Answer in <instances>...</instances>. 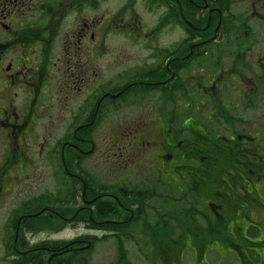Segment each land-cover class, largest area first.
<instances>
[{
    "label": "flooded vegetation",
    "instance_id": "1",
    "mask_svg": "<svg viewBox=\"0 0 264 264\" xmlns=\"http://www.w3.org/2000/svg\"><path fill=\"white\" fill-rule=\"evenodd\" d=\"M171 194L191 208L179 264H264V0H0L2 261L99 207L162 242Z\"/></svg>",
    "mask_w": 264,
    "mask_h": 264
},
{
    "label": "trees",
    "instance_id": "2",
    "mask_svg": "<svg viewBox=\"0 0 264 264\" xmlns=\"http://www.w3.org/2000/svg\"><path fill=\"white\" fill-rule=\"evenodd\" d=\"M91 186V185H90ZM95 190V188H94ZM89 194H91L92 189L88 188ZM94 194H99V192H94ZM126 200H128L126 198ZM169 201L171 202V199L169 198ZM155 202L153 200V203H151V206H153L155 210ZM190 204H187L185 208L181 209L182 212L176 216L172 215L173 222H168L167 225L165 226L166 230V236L167 240L164 241V246L168 249L169 252V259L171 260L174 257V252L176 251L175 247L172 244H178L179 242L177 241L178 239H175V236L178 232L177 229L179 225V221H185L186 216L191 215V208L189 207ZM57 210H61L58 208ZM169 212L170 208H168ZM112 208H107V207H99L96 209V212L93 213L94 215L91 218V215H89V223L90 225L88 228L90 229H95V230H103L104 231V236L102 238L98 237H92L88 236L87 238H79L77 240H74L72 242H45L41 243L39 245L40 250L38 251H30L26 252L21 256L19 259L20 261L15 262L13 264H33L34 259H38L39 264H50L49 260H51V264H91L89 263V258H90V253L92 250L96 247V244L101 242V241H108L109 239H113L115 242H119L121 244V259L118 264H133L130 261V258L128 256V251L125 249V242L130 241L131 237L128 235V224H124L120 227H118L115 224L112 223H105L104 225H95L92 223V219H97V217H101L104 219H107L110 214H111ZM185 216H184V215ZM171 217V214H170ZM184 217L185 219H182ZM179 221H178V220ZM181 225V224H180ZM161 229V222H158L154 227L153 231L159 232ZM133 231V230H132ZM84 239H87V243L84 242ZM134 241V240H133ZM155 242V245L158 243V241L153 240ZM136 244L138 246L141 245V241L135 240ZM19 245L23 248H29V244L27 240L23 242H19ZM84 245H87V248L83 250H72L71 252H65L61 255L56 254L55 256L50 257V253L46 252L44 248H48L54 251L58 252H63L67 249H73V248H80ZM146 255V254H145ZM146 257H148L146 255Z\"/></svg>",
    "mask_w": 264,
    "mask_h": 264
},
{
    "label": "rangeland",
    "instance_id": "3",
    "mask_svg": "<svg viewBox=\"0 0 264 264\" xmlns=\"http://www.w3.org/2000/svg\"><path fill=\"white\" fill-rule=\"evenodd\" d=\"M112 162H105L104 166H98L96 165V161L90 164V170L94 174V176L101 181H104L106 184L112 185L113 181H115L113 170H112ZM121 178L122 183L123 182H134V176L135 173L131 169L125 171H121ZM144 178V176L142 177ZM173 197H171V201L174 203H169L168 208H173V213H175L174 210H180L183 206V208L186 206L184 205L185 202L180 201L177 202L178 197L176 194H171ZM177 202V203H176ZM156 206V204L154 205ZM167 214L166 212H163ZM172 214L171 212H168V215ZM154 220V219H153ZM169 221H173L171 218L168 219ZM81 234L86 235L89 234L92 237H98L102 238L103 233L101 232H94L92 230L86 231L83 226H69L68 228L64 229L60 234H57L53 237V239L56 242H72L75 238L80 236ZM36 239L31 238V242L34 243ZM143 245H145L144 248V254L148 256V258L151 260L152 254L150 253V240L147 241H141ZM127 246V250H131L130 261L133 264H158L157 260L154 262H150L148 258L142 255L141 249L142 246H137L134 242L133 244H130L129 242L125 243ZM118 249L116 246V243L113 239H109L108 241H101L96 244V247L92 250L90 253L89 263L91 264H117L118 263ZM193 261V254L190 252L189 255L185 258L183 264L191 263ZM0 264H8L5 261H2V257H0ZM179 264V262L177 263ZM196 264V263H194Z\"/></svg>",
    "mask_w": 264,
    "mask_h": 264
}]
</instances>
